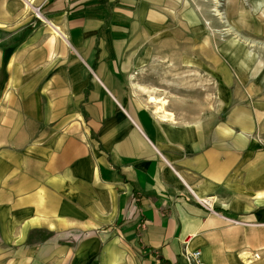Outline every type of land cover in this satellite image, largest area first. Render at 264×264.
Listing matches in <instances>:
<instances>
[{
  "label": "crops",
  "instance_id": "crops-1",
  "mask_svg": "<svg viewBox=\"0 0 264 264\" xmlns=\"http://www.w3.org/2000/svg\"><path fill=\"white\" fill-rule=\"evenodd\" d=\"M205 3L0 0V264H264V93ZM165 65L220 75L219 108L168 105Z\"/></svg>",
  "mask_w": 264,
  "mask_h": 264
},
{
  "label": "rangeland",
  "instance_id": "rangeland-1",
  "mask_svg": "<svg viewBox=\"0 0 264 264\" xmlns=\"http://www.w3.org/2000/svg\"><path fill=\"white\" fill-rule=\"evenodd\" d=\"M206 0L204 8L208 10L207 18L203 21V26L209 29L213 38L217 39V45L225 46L233 44V53H218L220 62L233 64L232 75L237 80L234 90L237 91L240 85L243 91H254L264 93V36L257 34L259 20L264 21V9L250 4L244 0ZM258 7V8H257ZM246 9V21L237 20L238 9ZM249 14V15H248ZM253 20H250V17ZM260 16L261 18H258ZM253 30L255 33L253 34ZM220 50V49H219ZM233 55V60L231 59ZM230 56L231 58H226ZM233 61V62H232ZM228 65V64H227ZM229 65V66H230ZM164 70H160L161 75L153 80L159 97L166 98L168 105L172 104L176 109L187 110H208V108H219L218 100L222 93L221 76L218 75L217 83L209 80L205 69L199 76L193 70H186V80H178L176 75L171 74L165 65ZM244 70V74L243 71ZM158 70H155L157 72ZM231 71V68H230ZM154 74V73H153ZM224 77V76H223ZM258 78V79H257ZM214 79V76H212ZM240 81V82H239ZM201 83V84H200ZM185 84V85H184ZM255 84H258L256 87ZM184 88V89H183ZM257 92V93H259ZM196 98L197 100H182ZM264 126V119L261 123ZM264 135V134H263Z\"/></svg>",
  "mask_w": 264,
  "mask_h": 264
},
{
  "label": "built area",
  "instance_id": "built-area-1",
  "mask_svg": "<svg viewBox=\"0 0 264 264\" xmlns=\"http://www.w3.org/2000/svg\"><path fill=\"white\" fill-rule=\"evenodd\" d=\"M244 1L248 5L249 0H244ZM33 11H34V14L36 15L37 18L42 19L41 18V8H39V7L34 8ZM194 198L200 204V206L203 207L205 210H207L208 212H210L212 214L218 215V213L215 212L214 207L212 206V204L210 202V199H208V198L207 199H199L195 195H194ZM227 221L232 223V224H240V222L236 221V220L227 219ZM201 256H202V253L199 250L191 252V253H187L186 254L187 263L188 264H205L202 261Z\"/></svg>",
  "mask_w": 264,
  "mask_h": 264
},
{
  "label": "bare ground",
  "instance_id": "bare-ground-1",
  "mask_svg": "<svg viewBox=\"0 0 264 264\" xmlns=\"http://www.w3.org/2000/svg\"><path fill=\"white\" fill-rule=\"evenodd\" d=\"M150 103H154V104L159 103V104H160L159 112L163 113L164 118H170V119H173V116H171V114H169V113H166L165 110H164V108H165V106H166V104H167L166 102H162V100H160V101H156L155 99L151 98V99H150ZM210 202H212V201L210 200ZM211 204H212V203H211Z\"/></svg>",
  "mask_w": 264,
  "mask_h": 264
}]
</instances>
